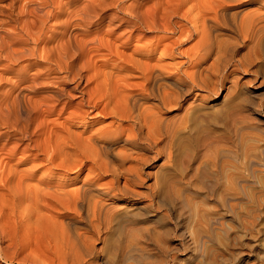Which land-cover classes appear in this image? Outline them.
Here are the masks:
<instances>
[{
	"label": "bare ground",
	"instance_id": "bare-ground-1",
	"mask_svg": "<svg viewBox=\"0 0 264 264\" xmlns=\"http://www.w3.org/2000/svg\"><path fill=\"white\" fill-rule=\"evenodd\" d=\"M130 1L0 0L1 263L118 264L144 245L123 246L133 226L184 215L180 187L206 182L203 149L229 137L217 127L242 134L264 0Z\"/></svg>",
	"mask_w": 264,
	"mask_h": 264
},
{
	"label": "rangeland",
	"instance_id": "rangeland-1",
	"mask_svg": "<svg viewBox=\"0 0 264 264\" xmlns=\"http://www.w3.org/2000/svg\"><path fill=\"white\" fill-rule=\"evenodd\" d=\"M129 1L130 0H125V3L126 2L128 3ZM150 3L151 2H149L148 5H150ZM144 4H145L144 7L147 6L146 5L147 2H145ZM110 12H113V10L109 9V10L104 12L105 15L104 14L103 15L105 18H104V21H102V24H101L102 27H104L107 24L106 23L108 20L107 15L111 14ZM30 18L31 17H29V19ZM1 19L4 20L5 17L3 15H0V21H1ZM38 25H40V24H38ZM7 36L8 35L4 36V38H6ZM8 39H9V36H8ZM239 40H242V39H239ZM185 47H187V45L184 46L183 48H185ZM260 56L262 58L261 51H260ZM1 63H3L2 65H4V64L6 65V63L4 61L0 62V65H1ZM0 68H3V66H0ZM260 71L264 72V57L262 58V63L260 64ZM261 78H262V75L261 74H260V76L258 75L256 83L253 86L249 87L248 92L250 91V93H248L249 96H247L248 101L244 104V107L246 106L245 108H247V109H244V107H243V109H242L243 111L241 110L242 111V117L241 116H239V117H241L240 119L243 120L241 122L244 123V124H242L243 129L241 128L242 134H239V131L235 132L234 129L232 128L234 125V119H232L233 124H230V126L227 124L229 122H227L225 124L226 126H224V127L219 126L220 128L217 127L218 134L221 132L220 134H225L226 136L229 135V137H227L229 141L227 140V138H225V140L218 142L217 143L218 145L215 144L213 148L207 147L206 149L205 148L203 149V151L206 153L209 151L207 153L208 155L206 153L202 154V155H205V157L207 155L206 158L208 159L207 160L203 156V158L205 159V160L203 159L204 162L206 160L208 162V163L205 162L206 167H209L208 169L205 167V169L208 170V172L206 170L207 174L204 176L206 178V179L204 178L206 180V182L202 178L201 185L199 183V185L198 184L197 185L196 184L195 185H189V186H191V188L188 186H184V187L182 186L183 188L180 187V189L183 190V192H184L182 195L183 196L182 198H184V199L187 198L185 201L183 199L184 203L187 202L186 205L184 206L185 208H183V210H182V214H184V215H181L180 218L175 219L173 214L171 212L170 213L168 212L165 215L166 216L165 220H167L169 218L167 220L168 221L167 222L164 220V217H165L164 213H166V212L159 210L158 212H154L152 214V216L149 218L150 220L151 219L152 220L148 224H145L147 226L150 224L148 227L145 225L133 226L135 228L139 227V229H141V230H139V229H137L135 231L133 230L134 232L127 231L129 236L126 237L127 234H124L121 238V239H124V240H121L123 242L122 243L123 246L129 244L130 242L132 244L134 242L135 243L138 242V243H140V245L143 243L144 245H142L143 247L139 246V249H137V252L136 251L134 252L135 249L132 250V253L129 252L130 254L128 253L125 257V258H127V260L125 258H124V260L119 258V257H122V252H121V250H119V252H121V253L120 254H119V252L117 253V260H118V262L120 261L118 264H121V263L129 264L130 262H131L130 264H264V153H263V151H264V113H263L264 112V84H260ZM53 81L56 84L62 86V83H60V82L58 83L55 80H53ZM70 85H72V84H70ZM222 94L224 95L225 91ZM260 97H261V100H260ZM255 105H258V106H255ZM259 107L261 109H259ZM246 112H247V114H245ZM183 114L180 115L177 123L180 122V118L183 116ZM250 121H252V122H250ZM246 123L248 124V125H246L247 127L244 126ZM187 125H189V124H187ZM203 125L206 126L205 123H203ZM227 125H228V130H223V129H225V127H227ZM249 125H250V128L253 130L248 129ZM204 126H203L202 131L205 129ZM244 127H246V128H244ZM201 128H199L198 130L197 129L195 130V132L193 133V139L196 137L202 138L203 136L207 135L208 133H210V134L213 133V131L217 132L216 127L207 128L209 132L206 129L205 133L200 130ZM234 128H235V126H234ZM210 129H213V130L210 131ZM229 129L233 130V132L232 131L230 132ZM245 129H247V130L245 131ZM248 130H250L251 132H248ZM223 131H226V132H223ZM230 134H232V136ZM236 139H238V140H236ZM239 139H241V140H239ZM219 144H221V146H223V147H220L216 150L217 146L219 147ZM188 146H189V144H186L184 146V148H185V150H187L189 152V154H191L190 152H192V150H191V148H188ZM189 147H191V146H189ZM225 147H227V148H225ZM221 148H223V149L225 148L224 151L229 150L230 154L229 153L227 154V152H226L225 155H222V153L224 151ZM209 149H211V150H209ZM219 149H221L222 151ZM213 150L221 151V152L218 151V153H220L224 159L221 157V155H219L218 153H216V151H213ZM203 151L201 153H203ZM212 151L214 152L213 157L215 158V160L211 156V155H213ZM258 151H260V152H258ZM215 153L218 156H216ZM246 154H248V156L249 155L250 156L247 157ZM252 154H254V155H252ZM245 155H246L247 159L249 158L248 163L251 160L252 156H254V159L252 158L253 160H251L253 162L249 166H248V164H246L247 166L245 165V162L247 163V159L245 158ZM224 156H226V158ZM218 158L219 159L221 158L222 161L219 160ZM163 160L165 161L166 158ZM211 160H213L214 163ZM210 161L212 163H210ZM212 165H214V166H212ZM252 166H253V170H254L253 175L251 173V171H252L251 167ZM211 168L213 171L210 170ZM245 168L247 170H248V168H250L251 171L249 172V170L247 171ZM151 171H153V170L151 169ZM214 172H215V174L213 175L212 173H214ZM211 174H212V176H210ZM82 176H84V174ZM236 176H238V178L242 177V179L247 177V178H245V181H243V183L245 182L246 184L244 183V186L242 185V191L240 188H236L234 186V183H235L234 177H236ZM243 176H245V177H243ZM216 177L218 180L214 179ZM231 177L233 178V181L229 182L232 179ZM147 179L148 178H146V180ZM212 179H214V182L211 181ZM247 179H250V180H247ZM246 180H247V182H246ZM210 181L213 182L212 184H214L213 185L214 188L209 187L212 185V184H210L211 183ZM216 181H218V182H216ZM204 182L205 183L208 182L209 184L208 183L207 184L209 186L207 184H206V186H205V184H202ZM215 183H217V185ZM229 183H230V185H229ZM202 185L205 188L203 187V189H202ZM196 186H197V190H196ZM207 188L209 190H207ZM234 188H236V189H234ZM210 190H212V191H210ZM221 195L222 196L224 195V196L222 197ZM226 196H228L227 197L228 201H225ZM189 203H190V205H189L190 208L187 205ZM160 215L163 217V223L164 224H162V225L164 227L156 219ZM167 215H168V217H167ZM204 217H206L207 219ZM154 219H156V221ZM207 220H208V222H207ZM210 220H212L213 223L212 222L209 223ZM151 225H154V226L152 227ZM173 225L175 226L174 228H173ZM144 226L146 228H148V230H146V232H145ZM167 227L169 229H171L170 231H172V232H170L169 229H167ZM152 228L155 231L157 230V232L150 230ZM161 229L163 231L162 233H161ZM158 230H159L160 234L158 233ZM148 231H149V233L146 234ZM164 232H166V233H164ZM203 232H204V234H203ZM131 233H133V234H131ZM156 233H157V237H155ZM205 233H207V234H205ZM149 234H150V237H149ZM166 234H168V236H166ZM202 234L205 235V238H203L201 240V242L198 243V241H197L198 236L202 235ZM136 235H137V238H136ZM130 236H132V237H130ZM151 236H153L154 239H152L153 237H151ZM147 237L149 239L151 238L152 240L151 239L148 240ZM131 238H133L134 240ZM157 239H159V240H157ZM124 241H125V243L126 242L127 243L125 244ZM193 241H195V242H193ZM147 242H148V244H147ZM135 243L133 245H135ZM138 243H136L137 246L139 245ZM155 243H157V244H155ZM1 245L4 246L2 243H1ZM96 245L99 247L101 244L97 243ZM157 245L160 247H158ZM166 246L168 249L165 248ZM162 247H164L165 249ZM143 249H144V251H143ZM145 249H147V250L145 251ZM9 252H10V254L12 253L11 250ZM144 252H146V253H144ZM99 254H97V255L99 256ZM141 255L144 256L145 258L143 257V259H142ZM100 256L101 257L98 258V260H97L99 262L102 260L103 256L104 257L106 256V254L103 256L102 255H100ZM139 257H140L141 261H140ZM148 257H149V260H148ZM16 258L20 259L21 255L16 254ZM99 259H101V260H99ZM121 260H122V262H121ZM125 261H127V262H125ZM1 264H4V263H1Z\"/></svg>",
	"mask_w": 264,
	"mask_h": 264
}]
</instances>
